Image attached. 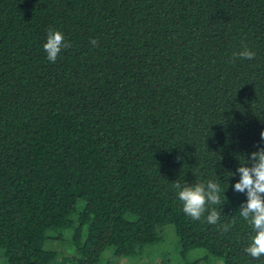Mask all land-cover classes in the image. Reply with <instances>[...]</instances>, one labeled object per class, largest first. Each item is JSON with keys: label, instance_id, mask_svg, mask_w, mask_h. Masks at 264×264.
<instances>
[{"label": "trees", "instance_id": "obj_1", "mask_svg": "<svg viewBox=\"0 0 264 264\" xmlns=\"http://www.w3.org/2000/svg\"><path fill=\"white\" fill-rule=\"evenodd\" d=\"M49 29L72 44L56 63ZM245 45L255 59L233 62ZM262 131L264 0H0L3 264H113L106 251L135 257L168 226L183 259L264 264L234 191ZM207 180L216 225L172 184Z\"/></svg>", "mask_w": 264, "mask_h": 264}, {"label": "clouds", "instance_id": "obj_2", "mask_svg": "<svg viewBox=\"0 0 264 264\" xmlns=\"http://www.w3.org/2000/svg\"><path fill=\"white\" fill-rule=\"evenodd\" d=\"M90 43L93 46L98 45L95 39L90 40ZM71 47L72 44L65 39L61 31L49 29L46 43L43 45L48 61L56 63L62 50ZM255 57L256 53L247 45L241 51L232 54L233 62L236 59L254 60ZM260 138L264 141V131L260 133ZM236 172L239 174V181L234 184V191L246 193L247 196V202L241 205L239 215L247 221L254 232L244 251L258 260L264 256V147L251 153L250 159H246L243 164L240 163ZM234 175L229 173V176ZM172 184L177 190L178 199L182 202V210L187 216L199 221L207 211L209 213L206 217L207 223L212 225L219 223L221 213L215 208L208 207V205L221 204V187L218 182L207 180L193 186L182 185L178 181ZM234 223L233 221L230 224H220V230L227 233Z\"/></svg>", "mask_w": 264, "mask_h": 264}, {"label": "rangeland", "instance_id": "obj_3", "mask_svg": "<svg viewBox=\"0 0 264 264\" xmlns=\"http://www.w3.org/2000/svg\"><path fill=\"white\" fill-rule=\"evenodd\" d=\"M159 242L156 244L148 245L142 248V250L135 257L116 259L113 257L111 250L106 251L102 259L103 262L106 260L113 264H221L219 261H214V257L210 256L205 250H195L183 259L179 255L178 244L175 230L172 226H168L164 229H160L158 232ZM54 237H56L54 235ZM57 241V240H56ZM52 242L51 246L46 244V248H52L66 252L68 249V243H62L64 241ZM2 252L0 251V264H3L1 258Z\"/></svg>", "mask_w": 264, "mask_h": 264}]
</instances>
